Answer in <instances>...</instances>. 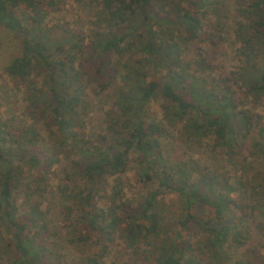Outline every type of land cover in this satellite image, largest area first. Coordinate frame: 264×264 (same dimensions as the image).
Instances as JSON below:
<instances>
[{
	"label": "trees",
	"instance_id": "trees-1",
	"mask_svg": "<svg viewBox=\"0 0 264 264\" xmlns=\"http://www.w3.org/2000/svg\"><path fill=\"white\" fill-rule=\"evenodd\" d=\"M43 1L46 0H0V24L23 37L22 53L6 66V71L18 84H26L33 104L39 97L34 75H50L53 80L60 73L71 81L81 78L80 70L75 66L78 52L85 51L89 59L100 63L98 74L109 72L106 80L100 82L102 89L108 87L113 78L111 71L117 70L113 59L135 46L128 40L139 29L137 51L143 56L141 62L166 69L174 63L175 54L181 56L180 45L171 43L161 30L169 19L155 10L152 0H101L98 19L106 24L109 33L95 34L87 46L81 43L84 37L78 40L67 37L70 47L64 45L58 49L59 53L65 52V59L55 63L43 35L34 34L30 27L31 22L42 23L45 14ZM65 1L47 0L53 9ZM197 2L191 0V4ZM251 7L252 21L249 24L241 22L237 28L240 54L248 65L244 72L234 73L239 74L235 81L250 82L247 92L264 96V62L257 64L261 53L264 54V0H256ZM177 16L187 33V40L201 38V19L198 16L189 12L178 13ZM132 71L134 69L130 68ZM71 72L73 77H69ZM140 75L143 80L120 93L117 102L121 116L110 123L111 137L107 135L101 142L89 146H85L83 138L84 119L80 114L83 98L60 90L56 85L50 86L44 108L48 112L46 120L51 134V126L59 130L55 132L59 146L56 155L67 150L69 141L73 148L82 152L71 159L72 166L87 184L76 195L87 207L84 217L86 231L78 240L91 242L94 246L88 264H105L103 257L118 236L125 240L127 247L138 253L143 242L153 235H161L163 219L158 211L159 198L171 193L180 202L182 217L176 222V228L165 233L162 243L150 255H143L144 259L137 264H214L220 261L229 241L244 244L234 216L237 202L231 194L235 187L229 179L216 182L212 176L202 172L199 177H194L189 171H176L168 165L159 149V140L167 132L166 127L162 121L147 120V108L160 93L170 101L165 106L167 115H175L182 120L188 117L186 128L191 134L214 132L218 143L233 149L240 137L248 136L254 129L252 114L248 109H240L232 85H225V94L218 95L187 81L182 72L171 66L167 80L154 74L146 81L145 72ZM39 142V133L35 129L15 132L5 123H0V217L15 230L13 246L16 257L8 264H40L49 256L43 243L39 244L42 229L31 228L35 220L43 221L41 210L32 200L33 192L40 194L39 188H30L22 181L25 166L46 170L57 162V157L44 152ZM254 147L262 155L264 167V140L258 139ZM134 152L146 170V177L154 179L149 173V169L153 170L157 183L146 199L136 204L125 198L123 182L115 177L126 171ZM110 177H115L111 191L106 188ZM19 192L24 195L23 209L18 204ZM193 227L205 233L201 240L186 237L185 234H189ZM150 256H154L153 259Z\"/></svg>",
	"mask_w": 264,
	"mask_h": 264
},
{
	"label": "rangeland",
	"instance_id": "rangeland-1",
	"mask_svg": "<svg viewBox=\"0 0 264 264\" xmlns=\"http://www.w3.org/2000/svg\"><path fill=\"white\" fill-rule=\"evenodd\" d=\"M152 1L155 10L169 19L161 30L171 43H178L181 48V56L175 54V61L170 66L182 72L187 81L218 95L225 94V85H232L240 109L250 111L254 124V129L248 136L238 139L236 148H228L218 143L214 132L191 134L186 128L188 117L182 120L178 116L167 115L165 106L170 101L158 93L148 105L146 118L162 121L166 127L167 132L159 140L160 153L165 162L176 171H189L194 177H199L202 172L212 176L216 182L229 179L235 187L231 197L237 202L234 216L244 244L229 241L220 261L214 264H264V167L262 155L254 147L258 139L264 140V96L248 93L250 82L244 84L242 80L235 81L239 74H234L244 72V67L248 65L240 54L241 42L237 36V28L241 22L249 24L252 21L251 5L256 0H198L197 4H191V0ZM100 2L101 0H66L53 9L47 0L43 1L42 9L45 14L42 23L31 22L30 27L34 34L43 35L55 63L59 59H65V52L59 53L58 49L64 45L70 47L67 37H76L75 40L84 37L81 43L87 46L95 34L109 33L106 24L98 19ZM184 12L201 19L200 39L187 40V33L177 16ZM140 33L139 29L129 38V43H135V46L128 53L113 59L117 70L115 72L111 69L113 78L105 89L101 88L100 82L106 80L109 72L98 74L100 63L89 59L85 51L78 52L75 66L80 70L81 78H73L71 81L62 73L56 74L55 80L46 74L34 75L39 97L33 104L29 100L26 84H18L6 71V66L22 53L23 37L0 24V123H5L15 132L35 129L39 133V143L44 152L57 157L52 168L45 170L42 167L25 166L22 175V181L26 185L33 189L36 186L39 188L40 194L33 192L32 200L41 210L43 221L40 223V220H35L31 228L42 229L39 244L43 243L42 246L49 254L40 264H88V257L94 252L91 242L78 240L86 231L84 217L87 207L76 195L87 184L72 166L71 159L82 152L73 148L69 141L66 144L67 150L56 155L59 146L55 132L59 130L56 126H51V134L46 120L48 112L44 108L50 86L56 85L60 90L83 98L80 114L84 119L85 146L101 142L103 137L111 134V121H117L121 116L117 101L122 90L134 87L143 80L144 77L140 75L143 71L146 81L154 74L160 75L164 80L168 78L170 66L157 69L145 61L141 62L143 56L137 51ZM263 57L264 54L261 53L257 64L264 62ZM130 68L134 71L130 72ZM70 76L73 77L72 72L69 73ZM229 78L232 80L229 81ZM110 137L111 135L108 138ZM145 171L134 152L126 171L115 176L122 180L124 195L128 201L135 204L144 201L148 193L157 186L153 170L149 169V173L153 174L154 179H148ZM115 177L108 179L107 189L113 187ZM17 196L19 207L23 209L24 195L19 192ZM158 211L163 219L161 235H153L143 242L138 253L127 247L125 240L118 236L103 257V262L137 264L144 259L143 255H150L162 243L165 233L176 228V222L182 217L181 205L175 194L160 196ZM26 212L28 215L29 209ZM14 234V228L0 217V264H8L16 257ZM185 235L201 240L205 233L193 227ZM153 257L150 256V259Z\"/></svg>",
	"mask_w": 264,
	"mask_h": 264
}]
</instances>
